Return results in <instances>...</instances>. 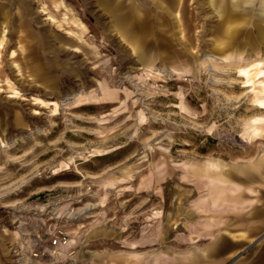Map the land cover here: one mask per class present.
Instances as JSON below:
<instances>
[{"label": "rangeland", "instance_id": "rangeland-1", "mask_svg": "<svg viewBox=\"0 0 264 264\" xmlns=\"http://www.w3.org/2000/svg\"><path fill=\"white\" fill-rule=\"evenodd\" d=\"M232 3L0 0V239L14 264H264V31L256 43L248 25L264 0ZM234 172L258 180L219 200ZM58 232L70 256H31Z\"/></svg>", "mask_w": 264, "mask_h": 264}, {"label": "crops", "instance_id": "crops-1", "mask_svg": "<svg viewBox=\"0 0 264 264\" xmlns=\"http://www.w3.org/2000/svg\"><path fill=\"white\" fill-rule=\"evenodd\" d=\"M126 1V0H125ZM128 1H138V2H141V3H144V4H152L153 2H156V1H159V0H128ZM257 1V0H256ZM253 24H248L249 25V31H250V34H251V37H252V40H254V42H260V38H259V33L260 31H264V21H261V20H258L257 19V11L254 10L253 12ZM1 16V14H0ZM225 16L229 17V14L227 13V15L225 14ZM134 19L136 20V17L135 18H132L131 21L129 22H133ZM138 19V18H137ZM112 26H113V31H116L117 34H122V37L125 38L126 40H129L132 42V44H136L137 46H139L140 44V41H141V35H139L140 31L136 28H132V27H127V29H124V30H115L114 29V19H112ZM5 31V29H3ZM135 46V45H134ZM258 45H255V50L257 49L258 50ZM237 173V172H236ZM235 172L233 173L232 175V178L230 179H223V180H220L221 183H222V196H219V200H228V201H231L233 203H237L239 202V200L241 199V194L237 191H235L234 195H230L228 194L226 191L227 190H231L233 188H238V184L240 182L242 183H246V182H255L257 181V176H252L251 172H250V175L247 176L246 174H241V172H238L236 174ZM240 190V189H239ZM255 214H259L262 216H264V210L262 211H259V212H254V214L252 213V216L255 215ZM251 216V217H252ZM230 247V244L227 243V242H223L221 241L220 243H218L215 247H213L210 251V254L207 255V256H216L218 255L219 253L223 252L224 250H226L227 248ZM14 253V252H13ZM12 255V257L14 256L13 254H11V250L10 249H6V248H2L1 247V239H0V264H11V261H13V264H14V259L10 258ZM200 257L203 259L202 255H200Z\"/></svg>", "mask_w": 264, "mask_h": 264}, {"label": "built area", "instance_id": "built-area-1", "mask_svg": "<svg viewBox=\"0 0 264 264\" xmlns=\"http://www.w3.org/2000/svg\"><path fill=\"white\" fill-rule=\"evenodd\" d=\"M69 237L63 232L53 235L47 240L42 248L32 251L31 256L34 258H41L42 256L60 257L63 255L70 256L73 252L67 250ZM15 252V251H14Z\"/></svg>", "mask_w": 264, "mask_h": 264}, {"label": "bare ground", "instance_id": "bare-ground-1", "mask_svg": "<svg viewBox=\"0 0 264 264\" xmlns=\"http://www.w3.org/2000/svg\"><path fill=\"white\" fill-rule=\"evenodd\" d=\"M251 0H233V3H232V6L236 7L238 5V3L240 2H249ZM225 3V2H224ZM225 12V11H224ZM213 56L210 55V54H206L205 55V58H210ZM256 61V60H255ZM255 66L257 68V71L255 73V79H256V82L259 83V85L261 86V89L260 90H255V88L253 89V93L255 94V98L260 106L261 109H264V62H261V61H257L255 63ZM248 67V66H247ZM250 72V70H248ZM244 74L245 75H248L246 71H244ZM251 74V72H250ZM255 87V86H254ZM251 89V88H249ZM63 101H61L62 103ZM54 103L53 102H50V105H53ZM258 106V107H259ZM28 263V262H27Z\"/></svg>", "mask_w": 264, "mask_h": 264}]
</instances>
